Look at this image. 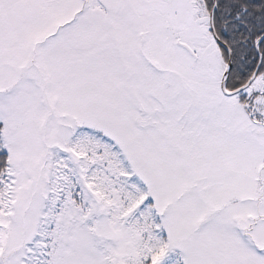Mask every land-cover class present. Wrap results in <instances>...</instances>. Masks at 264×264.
Returning a JSON list of instances; mask_svg holds the SVG:
<instances>
[{"label":"snow or ice","instance_id":"1","mask_svg":"<svg viewBox=\"0 0 264 264\" xmlns=\"http://www.w3.org/2000/svg\"><path fill=\"white\" fill-rule=\"evenodd\" d=\"M0 264H264V0H0Z\"/></svg>","mask_w":264,"mask_h":264}]
</instances>
